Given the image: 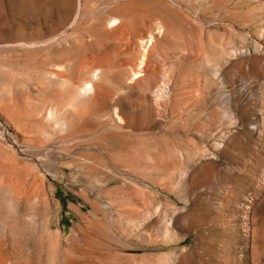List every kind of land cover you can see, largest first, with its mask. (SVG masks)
I'll use <instances>...</instances> for the list:
<instances>
[{
  "label": "rangeland",
  "instance_id": "obj_1",
  "mask_svg": "<svg viewBox=\"0 0 264 264\" xmlns=\"http://www.w3.org/2000/svg\"><path fill=\"white\" fill-rule=\"evenodd\" d=\"M0 184V264H264V0H0Z\"/></svg>",
  "mask_w": 264,
  "mask_h": 264
},
{
  "label": "bare ground",
  "instance_id": "obj_2",
  "mask_svg": "<svg viewBox=\"0 0 264 264\" xmlns=\"http://www.w3.org/2000/svg\"><path fill=\"white\" fill-rule=\"evenodd\" d=\"M122 18H120V17H112L110 20H109V22H108V25H109V27H116V26H118L120 23H121V21H123V20H121ZM123 24V23H122ZM144 59V56H143V58H142V60ZM144 61V60H143ZM138 68H140V66L139 67H137V69ZM137 69H135V70H137ZM140 73L139 72H134L133 73V75H132V78L134 79L135 77L137 78V76L139 75ZM131 78V79H132ZM134 81V80H133ZM88 89H91V86H88L87 87V90ZM83 91H85L84 89H83ZM52 116V115H51ZM53 117V116H52ZM54 118H56L55 116L53 117V119ZM51 119V118H50ZM52 120V119H51ZM56 120V119H55ZM56 123V122H55ZM58 125V124H57ZM57 125H55V126H57ZM56 128V127H55ZM1 185V184H0Z\"/></svg>",
  "mask_w": 264,
  "mask_h": 264
}]
</instances>
